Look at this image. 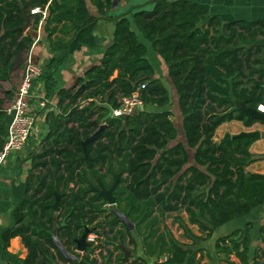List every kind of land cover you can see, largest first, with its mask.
<instances>
[{
	"label": "trees",
	"instance_id": "16d2710c",
	"mask_svg": "<svg viewBox=\"0 0 264 264\" xmlns=\"http://www.w3.org/2000/svg\"><path fill=\"white\" fill-rule=\"evenodd\" d=\"M90 1L102 18L114 21L112 41L101 62L73 86L55 90L52 74H41L56 106L45 114L47 133L25 180L12 188V223L0 229L1 248L20 237L26 248L20 264H147L146 257L156 258V264H203L200 253L206 250L183 246L163 220L182 210L203 241L264 204V175L247 170L255 161L249 147L257 137L215 140L224 122H256L235 101L250 107L264 102V19L226 22L195 0H151L148 10L110 16L113 0ZM33 8L40 11L31 13ZM25 13L29 30L21 29ZM98 19L85 0H0V82L23 65L39 26L52 52L69 54L95 45ZM143 41L166 67L182 139L168 108L170 92L156 76ZM64 59L52 57V63ZM132 92L142 104L124 117L113 116L120 97ZM3 103L0 98V148L6 135ZM101 125L84 150L82 142ZM115 182L116 200L108 205L93 187ZM251 228L247 222L218 236L219 259L251 264ZM86 231L97 233L105 246L88 243L76 261L74 239ZM133 233L142 238L144 257L133 255ZM259 236L264 243V226Z\"/></svg>",
	"mask_w": 264,
	"mask_h": 264
},
{
	"label": "crops",
	"instance_id": "0c3cea01",
	"mask_svg": "<svg viewBox=\"0 0 264 264\" xmlns=\"http://www.w3.org/2000/svg\"><path fill=\"white\" fill-rule=\"evenodd\" d=\"M195 1L204 5L210 15L218 16L226 22L236 20L252 21L264 19V0ZM85 2L89 13L92 16L99 17L94 28V46L84 45L78 50L69 54H66V51L64 50L54 53L49 49V45L45 40V34L39 26L35 32L36 39L34 43L25 54L23 64L25 65L26 60L30 58L34 64H37L42 68V74L51 73L55 82V90H57L59 87L73 86L76 78L81 76L88 67L100 63L104 49L112 41L114 21L102 18L90 0H85ZM151 7V0H113L110 10L107 14L110 16H116L125 13L127 16H130V14L136 10H148ZM29 29L30 27L27 28V30ZM143 43L148 49V58L151 64H153L152 59H154V61L158 65L162 66L166 72V67L163 61L152 50L151 44L146 41H143ZM52 57H55V62L58 59H63L64 57L65 59L61 64L55 66V63H52ZM23 68H17L11 75L9 81L3 80L0 82V98L4 99V103L1 105V107L3 108L4 113V109L13 102L15 91L22 77ZM156 76L158 77L157 74ZM262 86L264 89V84ZM6 92H10L8 98L5 97ZM32 95L34 97L47 99L48 104L42 111L38 112L32 133L28 138L26 145H24L19 150L11 151L0 164V229L12 223V218L10 215V211L14 206L12 188L14 185H17L25 180L26 175L31 168L32 156L37 152L38 147L47 133L46 125L44 123L45 114L48 110L55 109L56 106L55 96H46L43 75H40L35 80L33 84ZM9 120L10 116L5 113L4 122L6 126V132ZM250 132H258L259 136H257L256 140L249 147V151L255 157V161L248 164L247 170L264 175V124L260 122H254L251 126H245L238 120L227 121L217 127L215 132V140H220L226 133H229L232 137L242 133ZM6 136L7 135H5V139ZM247 222H251L252 224V228L250 230L251 242L248 252L249 258L251 260L252 258L256 257L255 252L258 248V254H260L259 258L261 257L260 264H263L264 243L260 239L259 231L260 227L264 226V204L256 207L246 217L232 219L217 227L212 232L211 236L203 240V242L206 241L205 243H209L212 241L214 248V243L218 236L226 235L236 228L243 227ZM196 235H200V233L198 232ZM132 236L136 242V249L133 252V255L144 257L142 238L134 233ZM199 247H202L203 249L207 248L203 245ZM76 251L80 252L77 249ZM213 251L215 252V248ZM25 256L26 248L22 244L20 237L15 236L11 238L9 240L8 246L5 249L1 248L0 243V264H20V260H22ZM146 260L147 264H156V258L154 257H146ZM160 261L161 260H159V262Z\"/></svg>",
	"mask_w": 264,
	"mask_h": 264
},
{
	"label": "built area",
	"instance_id": "2783aa9c",
	"mask_svg": "<svg viewBox=\"0 0 264 264\" xmlns=\"http://www.w3.org/2000/svg\"><path fill=\"white\" fill-rule=\"evenodd\" d=\"M39 11V8L31 9V13ZM42 13L45 14V12ZM41 74L42 68L28 58L13 102L4 109L5 113L10 116V120L7 125L6 139L0 148V164L11 151L19 150L26 145L38 112L42 111L48 104L47 99L32 95L34 81ZM119 102V107L112 109V115L116 117L128 115L142 104L137 92L120 97ZM257 109L264 112V102L259 104ZM98 239L99 235L95 232H90L86 236V242L89 244H97Z\"/></svg>",
	"mask_w": 264,
	"mask_h": 264
},
{
	"label": "rangeland",
	"instance_id": "374dc122",
	"mask_svg": "<svg viewBox=\"0 0 264 264\" xmlns=\"http://www.w3.org/2000/svg\"><path fill=\"white\" fill-rule=\"evenodd\" d=\"M132 27H134L132 25ZM152 65L155 69L156 74L158 77L161 79V81L165 84V86L168 88L171 96V102L168 105V108L172 111L173 116L172 119L176 125V127L179 130V139H182V135L180 133V125H181V115L179 111V107L176 103V95H175V90L173 88L172 83L170 82V79L168 78L166 72L164 71V68L160 65H158L154 59H152ZM24 64L20 67L23 68ZM17 73V72H16ZM16 77V75H15ZM163 224L167 226V228L171 231L173 236L176 238V240L181 243L183 246H189L192 249H196L197 247L203 245L207 248L206 254L200 253L201 254V263L203 264H227L223 258H220L217 256L213 250V242L205 243L202 240H197L196 239V234L199 232L197 231V228L195 225L189 224L187 222L186 214L181 210L173 213H169L165 216L163 220ZM200 233V232H199ZM204 235V234H202ZM201 236V235H200ZM103 240V237L101 238ZM100 243L101 246H105L103 241L98 240V244ZM205 243V244H204ZM98 250L96 251V253ZM79 253L81 252H76L75 255L72 256L74 260H78L79 258ZM199 256V254H198ZM260 254H258V250L256 251V257L251 259V264H260L261 257L259 258ZM230 260L235 261L237 263V259L234 257H231ZM264 264V262H263Z\"/></svg>",
	"mask_w": 264,
	"mask_h": 264
},
{
	"label": "water",
	"instance_id": "95a60500",
	"mask_svg": "<svg viewBox=\"0 0 264 264\" xmlns=\"http://www.w3.org/2000/svg\"><path fill=\"white\" fill-rule=\"evenodd\" d=\"M23 17H24V24L21 26V29L27 30V28L29 27L28 16L25 13L23 15ZM235 105L242 112H244L245 114H247V115L251 116L253 119H255L256 122H260V123L264 124V112L259 111L257 109V107H250L244 101H235ZM121 117H124V116H121ZM102 128H103V125H101L91 136H89L88 138H86L82 142V146H83L84 150H85L86 144L88 142L94 140ZM240 135L257 137V136H259V133L258 132H250V133H242ZM240 135H236V136H240ZM230 137H231L230 134L226 133L224 135V137H222L220 139V141H223V140L228 139ZM117 180H118V178H116V182H117ZM116 182L110 188H105L104 186L101 185L100 187H93V190L96 191L99 195L103 196L106 199L108 205H113L115 203V200H116V198L113 194ZM59 199H60V195L57 194L55 197V201L52 205L54 210L58 209ZM87 234H88V231L84 232L79 238L74 239V241L77 244V250L80 252H82L84 250V248L86 246H88V243L86 242ZM125 253L127 255H129L130 251L125 250Z\"/></svg>",
	"mask_w": 264,
	"mask_h": 264
}]
</instances>
